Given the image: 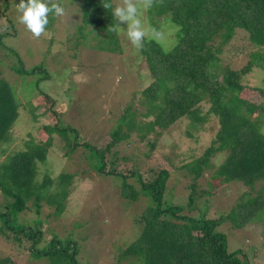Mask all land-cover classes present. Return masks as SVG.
<instances>
[{"label":"rangeland","instance_id":"1","mask_svg":"<svg viewBox=\"0 0 264 264\" xmlns=\"http://www.w3.org/2000/svg\"><path fill=\"white\" fill-rule=\"evenodd\" d=\"M59 2L65 15L49 13L45 33L36 37L19 22L20 0H0V80L10 84L19 102L10 134L1 143L6 152L0 154V162L14 152L27 150L30 143L45 147L44 160H36L33 168L31 185L45 181L46 192L39 207L31 200L17 215L18 223L41 232L34 249H47L52 237H57L68 244L66 252L74 254L78 264H141L140 259L124 258L122 253L138 237L141 225L137 220L151 200L141 193L137 177L128 174L135 171L148 182L159 171H165L169 173L165 205H179L184 208L183 215L211 220L231 213L233 219L218 228L226 236L228 252L241 251L248 264H264V193L257 197L244 183L213 178L214 170L227 156L225 152L214 155L211 169L203 171L198 179L189 174L193 161L210 146L219 128L218 119L208 115L209 105L200 104V116L205 119L202 123L191 124V119L184 116L167 129H160L156 115L145 116L151 105L141 95L153 79L126 33L117 31L119 46L113 52L103 35L92 31L91 26H82L79 0ZM111 2L115 8L119 0ZM149 12L143 14L145 26L154 24L161 30L163 39L156 41L169 50L175 44L176 30L168 24L167 14ZM121 27L126 29L127 25ZM220 41L215 37L210 44L221 70L227 67L239 71L251 62L254 52H264V46H252L248 33L240 29L228 43ZM18 58L28 71L38 65L47 70L48 79L40 80L38 87L52 97L54 105L38 94L34 74L28 77L13 70L19 65ZM258 63L254 62L250 72L242 76L243 88L237 96L252 108L248 112L250 121L254 125L262 123L264 130V97L260 92L264 91V61ZM158 100H162V94H158ZM125 113L128 119L132 114L134 121L129 126L132 129L123 124L120 132L129 135L127 141L120 139V144L107 149L109 134ZM59 125L67 130L70 145H77L75 149L70 150L63 136L54 130ZM84 145L105 149L103 173L96 169ZM62 179L67 181L60 184ZM123 183L133 186L138 193L136 200L126 196ZM259 188L257 184L256 191ZM192 192L196 201L194 209L189 210L186 204ZM246 193L255 199L258 211L245 227L237 228L235 222L243 217L235 212L234 204L244 201ZM10 201L0 191V213L6 211ZM59 203L60 213L56 210ZM32 245L23 235L20 242L2 235L0 260L7 259V264H53L49 257L33 256Z\"/></svg>","mask_w":264,"mask_h":264},{"label":"trees","instance_id":"2","mask_svg":"<svg viewBox=\"0 0 264 264\" xmlns=\"http://www.w3.org/2000/svg\"><path fill=\"white\" fill-rule=\"evenodd\" d=\"M79 1L82 26H91L92 31L103 35L108 47H113L112 51L115 52L119 39L117 31L113 30V7H103L104 3L112 5L111 0ZM151 12L162 16L167 14L168 24L176 31L175 44L169 50H164L151 37L146 38L144 48L138 50L153 79L141 94L147 100V105H151L145 116L156 115L155 123L160 129H167L184 116L191 119V124H197L205 121L200 116V104H208V115L212 114L218 119L219 128L210 146L193 161L189 174L198 179L203 171L211 169V158L225 152L227 156L214 170L213 178H220L226 183H244L251 193L260 197L264 193V130L262 123L254 125L250 121L248 112L252 108L237 96V92L243 88L242 76L250 72L254 62L261 64L264 61V52H254L251 62L239 71L227 67L221 70L210 43L215 37H220V43L226 44L235 35V31L240 29L248 33L252 46H264V0H157ZM148 18L152 24L153 21ZM20 63L18 58L19 65L14 66L13 70L28 77L34 74L38 94L54 105L52 97L42 93L38 87L40 80L48 79L43 65L28 71ZM13 92L8 82L0 80V144L7 140L18 115L19 102ZM260 92L264 97V91ZM158 94H162V100H158ZM126 113L110 132L111 141L107 149L120 144V139L127 141L129 135H121L120 132L123 124L129 130L132 129L133 126H129L134 121L132 114L129 115L131 119H128ZM54 130L63 136L70 150L75 149L77 145L71 146L67 130L62 125L56 126ZM3 144L0 145V154L6 152L1 147ZM84 147H87L90 157L95 160L96 169L103 173L105 149L94 145ZM44 148V144L30 143L27 150L14 152L0 162V191L11 199L5 205L6 211L0 213V236L6 235V239L20 242V235H23L28 242H33V256L49 257L53 264H78L74 254H67L68 244H63L57 237H52L50 245H47L51 248L47 247L43 251L34 249L41 232L28 229L17 221V215L27 208L26 204L33 200L35 207H39V200L46 192L45 181L35 187L31 185L36 160H44ZM168 174L159 171L148 182H144L135 171L128 174L137 177L141 193L151 200V205L138 218L141 231L125 247L123 257H136L141 260V264H248L241 251L228 252L226 236L218 230L222 223L233 219L231 213L213 220L204 216L196 218L183 215L184 208L179 205L163 203ZM115 176L120 174L115 172ZM65 181L67 179H62L60 184ZM257 184H260V188L256 191ZM122 188L128 192L126 196L130 200H136L138 193L132 185L123 183ZM63 196L65 192L62 193V200L65 198ZM252 199L246 193L244 201L234 204L235 212L243 217L241 222H235L237 228L245 227V223L250 222L258 211L255 199ZM195 201L192 192L188 196L186 208L193 210ZM56 210L58 213L62 211L61 203L57 204ZM7 262V259L0 260V264Z\"/></svg>","mask_w":264,"mask_h":264},{"label":"clouds","instance_id":"3","mask_svg":"<svg viewBox=\"0 0 264 264\" xmlns=\"http://www.w3.org/2000/svg\"><path fill=\"white\" fill-rule=\"evenodd\" d=\"M156 0H119L113 8V16L116 23L114 31L125 32L130 43L137 49L144 48L146 37L154 40L163 39V32L155 27L145 26L143 21L144 12L151 9ZM104 8H112L110 3H104ZM21 13L19 22L26 26L34 36L40 37L45 33L49 23V13L57 17L65 15V8L59 0H20L17 6ZM126 24V29L121 25Z\"/></svg>","mask_w":264,"mask_h":264}]
</instances>
